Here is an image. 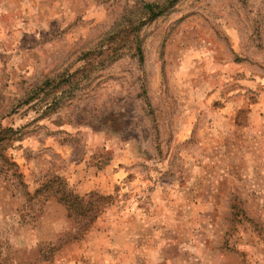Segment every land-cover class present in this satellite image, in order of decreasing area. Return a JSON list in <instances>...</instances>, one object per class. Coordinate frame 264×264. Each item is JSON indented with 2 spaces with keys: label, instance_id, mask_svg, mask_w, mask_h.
<instances>
[{
  "label": "rangeland",
  "instance_id": "obj_1",
  "mask_svg": "<svg viewBox=\"0 0 264 264\" xmlns=\"http://www.w3.org/2000/svg\"><path fill=\"white\" fill-rule=\"evenodd\" d=\"M0 128V264H264V0H0Z\"/></svg>",
  "mask_w": 264,
  "mask_h": 264
},
{
  "label": "trees",
  "instance_id": "obj_2",
  "mask_svg": "<svg viewBox=\"0 0 264 264\" xmlns=\"http://www.w3.org/2000/svg\"><path fill=\"white\" fill-rule=\"evenodd\" d=\"M167 5L161 7L160 5L147 4L144 6V10L146 13H149L150 20L157 19L159 16L163 14ZM139 52H141V48H138ZM142 58V53L140 54ZM16 134L13 130H2L0 128V138L3 134ZM5 138V137H4ZM2 141V138L1 140ZM15 165V164H14ZM58 184V183H56ZM94 194L89 196V199L81 198L74 195L72 192H69L64 186H62L61 194L59 200L67 206L70 211L71 216H75L76 218L86 219L90 218L93 220L96 217L97 210L92 202V197L94 198ZM103 199V198H101Z\"/></svg>",
  "mask_w": 264,
  "mask_h": 264
}]
</instances>
